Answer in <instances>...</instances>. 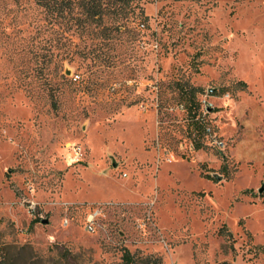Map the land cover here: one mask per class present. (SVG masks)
<instances>
[{
	"label": "rangeland",
	"instance_id": "obj_1",
	"mask_svg": "<svg viewBox=\"0 0 264 264\" xmlns=\"http://www.w3.org/2000/svg\"><path fill=\"white\" fill-rule=\"evenodd\" d=\"M132 4L0 0V264H264V0Z\"/></svg>",
	"mask_w": 264,
	"mask_h": 264
},
{
	"label": "trees",
	"instance_id": "obj_2",
	"mask_svg": "<svg viewBox=\"0 0 264 264\" xmlns=\"http://www.w3.org/2000/svg\"><path fill=\"white\" fill-rule=\"evenodd\" d=\"M134 0H35L36 4L41 7L50 17L51 22L57 23L69 17L68 21L81 27L85 24L102 23L105 18L113 19L110 28L113 31H119L125 28L129 22L130 14H135L138 6L133 5ZM76 7V11H75ZM109 37V36H108ZM247 85L240 81L237 87L242 90ZM187 111L192 114V119L196 120L199 110L197 93L200 91L195 88L185 89L184 92ZM198 123V120H196ZM195 123V122H193ZM197 126L196 129H201ZM199 133V132H198ZM202 146L196 142L195 149L200 150ZM231 234L228 232V237ZM264 255V246L255 247V256ZM123 264H160L159 261L150 263L149 259L135 257L129 250L125 249L122 256Z\"/></svg>",
	"mask_w": 264,
	"mask_h": 264
},
{
	"label": "built area",
	"instance_id": "obj_3",
	"mask_svg": "<svg viewBox=\"0 0 264 264\" xmlns=\"http://www.w3.org/2000/svg\"><path fill=\"white\" fill-rule=\"evenodd\" d=\"M96 217H97V214L96 213H90L89 216H88V218H87L85 228H86V230L89 233H94L95 232L94 223H95ZM64 224L67 225L68 224V221L66 220L64 222Z\"/></svg>",
	"mask_w": 264,
	"mask_h": 264
}]
</instances>
